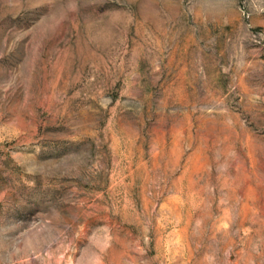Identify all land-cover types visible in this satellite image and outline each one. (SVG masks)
Masks as SVG:
<instances>
[{"label": "rangeland", "instance_id": "374dc122", "mask_svg": "<svg viewBox=\"0 0 264 264\" xmlns=\"http://www.w3.org/2000/svg\"><path fill=\"white\" fill-rule=\"evenodd\" d=\"M0 264H264V0H0Z\"/></svg>", "mask_w": 264, "mask_h": 264}]
</instances>
